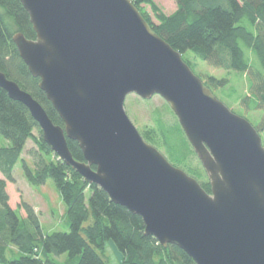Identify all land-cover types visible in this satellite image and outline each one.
Returning <instances> with one entry per match:
<instances>
[{
    "label": "water",
    "instance_id": "95a60500",
    "mask_svg": "<svg viewBox=\"0 0 264 264\" xmlns=\"http://www.w3.org/2000/svg\"><path fill=\"white\" fill-rule=\"evenodd\" d=\"M37 34L13 36L59 113L0 71L67 165L140 215L145 234L197 264H264V145L257 128L218 99L154 31L132 0H20ZM161 95L211 183V192L148 143L125 110L128 94ZM67 139L77 141L76 160Z\"/></svg>",
    "mask_w": 264,
    "mask_h": 264
},
{
    "label": "trees",
    "instance_id": "16d2710c",
    "mask_svg": "<svg viewBox=\"0 0 264 264\" xmlns=\"http://www.w3.org/2000/svg\"><path fill=\"white\" fill-rule=\"evenodd\" d=\"M132 2L154 31L184 58L192 52L214 67L246 74L249 88L240 98V105L247 111H262L255 127L259 133L264 131V0H175L177 10L171 14L164 13L153 0ZM143 5L152 8L156 21L143 11ZM17 32L29 39L37 36L20 0H0V71L31 93L55 124L64 126L41 90L40 78L31 74L20 56L13 41ZM229 81L227 77L209 75L205 83L213 89L225 87ZM36 129L40 134H35ZM158 130L161 134L151 128L142 135L156 146L162 141L168 147L170 161L211 192L208 175L178 120L172 124L160 120ZM0 135L6 140L0 145V264H110L106 255V242L110 240L121 252V264H197L177 245L164 246L155 236L145 234L140 215L115 203L104 189L89 183L59 158L29 109L1 87ZM30 139L36 144L28 151L33 165L23 156ZM67 141L73 157L84 161L79 143ZM18 163L31 184L41 186L48 179L54 181L66 206L68 231L46 233L31 204L22 201L17 208L11 205L7 184L16 182L14 170ZM63 256L65 259L60 261Z\"/></svg>",
    "mask_w": 264,
    "mask_h": 264
},
{
    "label": "rangeland",
    "instance_id": "374dc122",
    "mask_svg": "<svg viewBox=\"0 0 264 264\" xmlns=\"http://www.w3.org/2000/svg\"><path fill=\"white\" fill-rule=\"evenodd\" d=\"M153 1L166 14H171L177 10V3L175 2V0ZM142 8L143 11L149 14L153 21H156L155 14L153 13L152 8L149 5H143ZM185 58L189 60V63L185 60ZM185 58L184 60L191 66L192 70L203 79L204 82L207 81V77L209 75H214L218 78H229L230 81L227 86L212 89L215 96L223 103H225L232 111L248 119L254 126L259 122L263 114L262 111H247L240 105V98L248 92L249 88V79L246 74L234 70H226L224 68L214 67L196 57L192 52L186 53ZM256 61H258L257 58ZM125 110L129 118L141 134L142 132H146L151 128H156L157 132L161 134L158 130V122L160 120L167 124L175 123L178 120V117L176 116L168 102L159 94H155L152 97L145 99L136 93H130L127 95L125 100ZM34 132L35 134H40V131L38 129H36ZM260 136L264 145V131L260 133ZM161 142L158 146L150 142L148 143L155 146L170 161L168 147L164 143L161 144ZM5 143V138L0 135V145ZM35 147V142L30 139L28 140L26 149L23 153V156L31 165H33V161L32 157L28 154V151L29 149ZM197 158L199 159L198 156ZM172 164L174 165V163ZM179 168L187 172L184 168ZM14 176L16 178V182H8L7 184L9 193L11 195L12 206L14 208H17V206H19L20 202L22 201H26L31 204L37 210L41 219L42 226L46 233L55 231H68L69 223L66 216V206L61 200L60 194L55 186L54 181L52 179H48L46 184L41 186L31 184L27 180L24 174L23 167L20 163H18L15 167ZM190 176L196 178L193 175ZM0 177H2L1 174ZM21 213H24V211L21 210ZM106 255L108 256L110 264H121V252L111 240L106 242ZM64 259V256L59 258L60 261H63Z\"/></svg>",
    "mask_w": 264,
    "mask_h": 264
},
{
    "label": "crops",
    "instance_id": "0c3cea01",
    "mask_svg": "<svg viewBox=\"0 0 264 264\" xmlns=\"http://www.w3.org/2000/svg\"><path fill=\"white\" fill-rule=\"evenodd\" d=\"M7 190H8V185H7ZM8 192H9V190H8ZM10 194V193H9ZM10 203H11V195H10ZM12 205V204H11Z\"/></svg>",
    "mask_w": 264,
    "mask_h": 264
}]
</instances>
